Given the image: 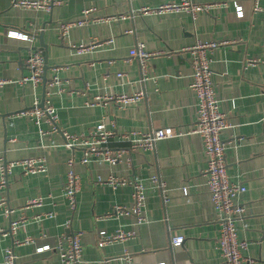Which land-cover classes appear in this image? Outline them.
Wrapping results in <instances>:
<instances>
[{
  "label": "crops",
  "instance_id": "crops-1",
  "mask_svg": "<svg viewBox=\"0 0 264 264\" xmlns=\"http://www.w3.org/2000/svg\"><path fill=\"white\" fill-rule=\"evenodd\" d=\"M174 1L179 0H67L52 11H42L0 0V78L9 80L0 88V165L28 157H43L47 162L45 172L25 173L15 166L0 186V228L9 230L13 219H26L25 227L17 233L0 234V264L6 247L13 248L16 264H61L56 251L38 253L36 248L53 246L60 234L77 231L83 232L81 264H124L120 256L126 251L137 264H224L217 242L220 225L207 186V160L199 135L161 139L153 149L133 154L131 164L122 161L115 166L95 160L84 164L83 149L64 145V132L86 134L102 120L113 122L108 127L119 132H147L166 126L190 129L196 116V96L190 88V56L184 49L198 40L222 39L236 41L217 47L210 57L216 96L234 125L223 134L228 176L246 187L239 196L245 215L238 222V236L249 242L244 255L253 259V264H264V0H260L259 11L253 9L254 0H194L220 4L199 13L195 20L187 12L140 11ZM235 3L243 7L242 17L237 16ZM94 7L97 18L127 17L75 26L62 41L59 22L75 20L85 8ZM8 29L34 34L32 45L36 48L42 46L39 36L43 34L47 78L57 75L60 80L54 89L46 83L45 90L53 91L57 131L51 130L47 121L38 125L23 114L36 100L42 103L44 85L20 82L30 73L26 60L33 47L9 38ZM92 41L99 45L89 52H75L73 45ZM141 41L147 51L160 52L150 58L146 79L139 59L130 55ZM122 72L124 78L118 76ZM135 92L144 94L135 104L89 103L96 95ZM120 145L125 144L113 142V146ZM70 158L80 176L75 211L70 210L64 193ZM111 175L142 179L148 222L136 227L134 237L100 248V230L133 228V218L105 216L114 204L132 203V185L114 188L98 181ZM152 176L164 187L154 183ZM38 197L43 199L40 206L26 207L28 200ZM6 208L14 209L11 216L5 214ZM174 235L184 236L182 245H172ZM26 236L34 242L16 243Z\"/></svg>",
  "mask_w": 264,
  "mask_h": 264
},
{
  "label": "built area",
  "instance_id": "built-area-1",
  "mask_svg": "<svg viewBox=\"0 0 264 264\" xmlns=\"http://www.w3.org/2000/svg\"><path fill=\"white\" fill-rule=\"evenodd\" d=\"M67 0H12V5L18 8L36 9L42 11H52L55 7L62 6ZM226 5V4H224ZM235 5L236 14L239 17L244 15L243 7L237 3ZM227 6V5H226ZM215 7H220V4H200L194 0H179L174 2H167L158 7H144L141 12L164 14L168 12H187L195 20L197 15L201 12H209ZM254 11L262 10L260 0H254ZM96 8H85L82 15L69 21H60L58 24L59 35L61 40H66L69 31L75 26H82L92 20L109 21L111 19L119 20L127 16H108L97 18L95 16ZM6 35L9 38L26 41L33 47L35 39L34 34H28L21 30L8 29ZM235 40L222 39L219 41H201L198 40L196 44L188 46L184 50L189 53V61L193 70L190 88L196 96V116L193 125L186 131L178 130L172 126L160 127L151 131L129 130L126 132H119L114 128H109L108 124L113 125V122L102 120L97 123L86 134H68L64 132L66 148L83 149V157L81 162L87 164L91 160L99 161L100 163H109L112 166L126 161L129 164L132 162V156L141 150L153 149L156 142L169 137H183L185 135L197 134L202 138L204 144V151L207 160V167L205 174L207 177V186L210 198L213 204V209L217 213L220 231L218 236V247L223 258L224 264H253L254 260L244 255V251L248 248L249 242L241 239L238 236V222L242 221L245 215V207L239 201V196L246 190L243 184L232 182L229 179L226 162L227 144L223 139V134L226 130L234 127L230 122L226 112L221 107V101L216 96L212 79V59L210 55L219 46L229 45L235 43ZM98 41H92L89 44L73 45L75 52L81 54L89 52L98 46ZM2 43L0 42V51ZM160 52H149L146 50L145 42H138V44L130 50L131 56H136L139 59L141 72L143 78L149 76L150 58ZM26 66L29 69V75L22 76L21 83L28 81L35 86L43 82L44 74V55L40 49L33 47L30 49V54L26 60ZM58 69V68H56ZM120 78H124V72L119 73ZM49 88L54 89L59 85V77L53 76L47 80ZM9 80L0 78V88H2ZM53 91H46L43 105L36 100L33 106L23 112L26 116L33 119L38 125H41L43 120L51 125V130L57 131L58 114L55 106L51 101ZM142 92H135L133 94H117V95H96L89 103L91 105L107 104L110 101L119 103L120 106L128 104H135L143 98ZM109 122V123H108ZM42 137L46 134L40 128ZM120 142L125 145L113 146V142ZM69 171L67 173V180L64 184V193L68 201L71 211H75L78 201L77 194L80 191V176L74 167V160L70 158L67 161ZM15 166H21L25 173L45 172L47 170L46 159L41 157H28L17 161L3 162L0 165V186L6 183L9 173ZM151 180L160 188L164 184L160 182L157 176H152ZM100 183H108L116 188L118 185L130 184L133 187L132 203L130 205L114 204L106 217H127L133 218L132 226L129 230L118 227L113 232L107 230H100L98 232V246L103 248L115 242H123L129 238L137 235L136 227L148 222L146 216V192L145 185L142 179L137 175L132 177H120L111 175L108 178L100 177ZM184 193L188 191L185 188ZM42 197L28 200L26 207L33 205H41ZM14 212L12 208H6L5 214L11 216ZM51 214H48V217ZM26 225V219L20 216L13 219L10 223L9 230L0 228V234L17 233ZM42 236H46L45 233ZM82 231L73 233L64 232L60 234L55 244H44L36 248V252H44L46 250H54L59 255L61 264H81V257L83 252ZM172 245L180 246L184 242V236L174 235L172 237ZM34 240L30 236H26L22 241H16L17 244L33 243ZM124 264H137L131 252H125L120 256ZM17 256L12 247H6L4 250L3 264H16ZM157 264H165L159 262Z\"/></svg>",
  "mask_w": 264,
  "mask_h": 264
},
{
  "label": "water",
  "instance_id": "water-1",
  "mask_svg": "<svg viewBox=\"0 0 264 264\" xmlns=\"http://www.w3.org/2000/svg\"><path fill=\"white\" fill-rule=\"evenodd\" d=\"M39 38L41 40V45L42 46H40L38 49H40V51L44 55V61H45V67H44L45 71H44V74H43V85H44V87H43V92H44L43 93V101H44V97H45V93H46L45 92V90H46V83H47V80H48L47 75H46V72H47V69H48L49 66H48V59H47V46L43 42V34L42 33L40 34ZM43 101H42L41 105H43Z\"/></svg>",
  "mask_w": 264,
  "mask_h": 264
}]
</instances>
